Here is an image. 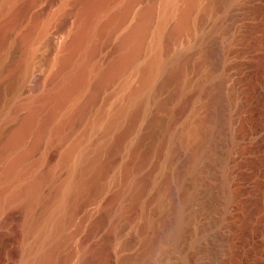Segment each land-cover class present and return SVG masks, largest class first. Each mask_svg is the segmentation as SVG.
<instances>
[{"label": "bare ground", "instance_id": "bare-ground-1", "mask_svg": "<svg viewBox=\"0 0 264 264\" xmlns=\"http://www.w3.org/2000/svg\"><path fill=\"white\" fill-rule=\"evenodd\" d=\"M77 1L81 17L63 34L58 69L28 97L25 113L0 112V212L17 201L21 208L15 264H56L61 245L86 221L78 264H105L106 241L119 251L139 242L119 264H236L240 233L253 243L260 236L264 264V78L251 80L253 43L237 48L258 28L248 18L264 17L261 0H148L103 65L93 58L106 32H119L145 0ZM20 2L2 6L0 42L17 25L9 22ZM37 29L31 24L17 41L27 75ZM115 82L112 108L100 109L85 137L61 150L68 177L40 170L32 159L44 138L66 139L72 120L84 119ZM243 189L253 196L244 200ZM257 202L259 226L249 233L238 210L248 220Z\"/></svg>", "mask_w": 264, "mask_h": 264}, {"label": "rangeland", "instance_id": "rangeland-1", "mask_svg": "<svg viewBox=\"0 0 264 264\" xmlns=\"http://www.w3.org/2000/svg\"><path fill=\"white\" fill-rule=\"evenodd\" d=\"M6 1L8 0H0V10L4 5V3H6ZM147 2L148 0L140 1L135 5L134 7L135 9L133 8V11H131L132 13L129 14L130 16H128L125 23H123L125 24L123 28L122 27H121L122 29L119 28L120 29L119 32H115V34L111 31L106 32V34L104 33L107 36H105L103 40L104 44L100 47L99 51L94 55L93 59L95 63L103 65L109 62V60L114 54L115 45L121 34L120 31L124 32L123 30H125L124 28L126 27V25L130 23L132 24L133 22H135V20H137L136 16H138L137 15V13H139L138 11H140V9L144 7L147 4ZM20 3L22 4L20 5L22 9L19 8L15 16V20L13 18V22L12 21L9 22L10 24H17V25H12L8 27L7 30L8 33L6 32L5 37H3V39H1L0 42L1 45L0 62L4 63L3 68L0 70V110H1L0 112H3V114L5 113L4 115H7L8 112L10 114V112H13L14 110L17 109L20 110V113L22 114L25 113V111L27 110L26 109L27 107L25 106V102L28 101L30 97H32L30 95L34 96V94L38 93V85L46 80L48 81V79L50 80V78L53 76L52 74L55 73V71L58 69L59 66L58 60L63 52L62 51V42H63L62 38L64 37L63 34L65 35L67 33L66 31L75 27L74 24L76 25L77 24L76 22L79 23V21L77 20H80L81 17V16L79 17V14L81 15V9H80L81 4L78 3L77 0H21ZM260 3H262V11L264 16V0H261ZM111 8H110L111 10L109 9L110 12L108 13V16L105 15L108 10L104 13V16H106L103 17L104 20L105 18L107 20L109 16H111V13L115 9V6L113 5V7ZM33 21L38 26L37 33L39 35L37 34L38 40L36 39V44L34 45L35 51L32 57L33 60L31 59L32 72H30V74L28 73L27 75L26 71H22L24 70L22 67H24V63H25L23 61H25L27 58H25L26 57L25 53L23 54V52H21L22 49L20 50V47L17 46V41L20 39V36L23 35V33L25 32V29H27L31 24H34ZM206 21L208 23L209 20L206 19ZM247 21L250 24L253 23L255 25L258 24L257 25L258 28H256L249 36H247L245 40L238 42L237 48L242 49L244 47H247L248 44L252 45L253 43L252 47H250V52H252V55L254 54V56H256L257 60L249 66V69L251 71V76H252L251 80L254 81L255 83L264 78V58H263L264 57L263 56L264 55V28H263L264 17L261 20L248 18ZM103 37L104 35L102 36V38ZM116 84H117L116 82L111 83L102 89V93H100V96L96 100L97 102L94 103L90 112L87 114L88 116L86 115L84 119H82L79 122H77V120H72V122L69 124L70 126H68L67 128L69 129L68 131L70 133L66 137V139L57 138L58 141H56L55 137H53V135L51 134H48L44 138L38 149L34 151L35 153H33L34 157L32 159L33 162L37 160L36 165L38 168L40 167L39 168L40 170L47 171L48 169L50 170L53 169V172L56 171L55 177L58 178V180L59 179L65 180L64 177L68 175V172H66L67 170L66 168L65 169L63 168L64 166L61 167V165H63L60 154L61 150L72 145L78 138L85 137L84 132L86 130L88 121L94 118L98 114L100 109L104 107L107 109L112 108L113 102L116 99L114 94L118 85ZM109 97L110 99H108ZM24 106L26 108H24ZM4 117L2 118L4 119L3 122L7 124L13 123L12 117L9 118H7V116ZM251 121L252 120L250 119L249 122L251 123ZM82 126L85 127L83 128ZM90 133L91 136L92 135L97 136V133L99 132H95V134H93L92 132ZM59 140L61 141V143L59 142ZM117 167L118 165L116 166V168ZM116 168L115 167L113 168L115 169V171L112 170L111 172H109L107 180L113 179V177L115 176L114 174L118 172L119 167L117 170ZM52 180H57V179H52ZM250 182L252 183L253 180H249V183ZM251 183L248 186L249 188L253 187ZM114 190L115 189L111 187L109 189V192H107L106 197L112 195V192H114ZM253 193H254L253 190L243 189L241 192L242 194L241 197L244 200H248L253 196ZM97 205L98 204L96 203L90 204L91 209H93L95 206L96 207L94 209H96L98 207ZM248 208L252 210L251 215L247 217L248 220H245V217H242L244 214V210H242L243 212L241 210H238V214H240V217H237L238 219L237 221H239V224L242 225H244V223H246L247 221L246 228L247 230H249L250 233L251 225L253 229V227L258 224L256 222H258L259 215L262 211L261 208H259L258 206V202H257V208L256 207L252 208L251 205H249ZM20 210H21L20 202L17 201L6 205L5 208H3V210H1L0 212V264H15V262H17L20 259V249H21L20 246L22 239V230L21 227L18 226L20 222ZM239 211H241V213L243 214H241ZM253 217L254 220L251 221L252 220L251 218ZM240 218L241 220H239ZM243 221L245 222L243 223ZM73 224L71 223V225L68 226L67 232L75 231L78 221H76ZM89 224L90 222L86 221V225L84 229L81 231V233L79 232L77 233L78 235L77 234L72 235L71 237L66 239V242L64 241V244L61 245V248L58 251L56 264H78L80 259L78 257H80L79 255H81V252L79 251H81L80 249L82 247L81 235L84 233V231H86V227ZM129 227L126 230V235L127 233L128 235H130L129 232H131V234L134 233V230H132V228L134 229V227L132 225ZM104 232H107V227H101V231L99 232V234ZM241 234L242 237H240ZM244 234L245 233H240L239 234L240 239H238L237 241V245H238L237 248L239 249V250L237 249L239 252L237 257L239 255H244V257L243 256H239L238 258L236 257V261H237L236 264H262L263 252L260 242L261 240L260 236L257 237L258 238L257 241L253 243L248 241V239H246L247 235ZM96 237L95 238L93 237L92 240L97 239ZM106 242H105V246H106L105 248L107 252L105 253V258H106L105 259L106 262L104 261L105 264H119V260L124 254L133 258L137 254L140 248L139 242L133 241L132 244L133 246L129 245L130 247L128 246L120 250L122 252L121 253L116 245L110 243L111 241L107 243ZM245 254H248V257ZM245 256L247 257L246 260H245L246 258ZM238 260H240L241 262ZM183 261L184 260H182L181 264H186V262L184 261L183 263ZM129 264H135V261L133 260Z\"/></svg>", "mask_w": 264, "mask_h": 264}]
</instances>
